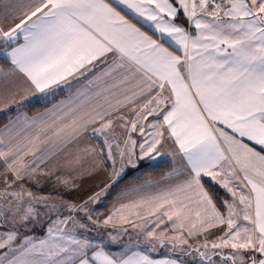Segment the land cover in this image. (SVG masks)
<instances>
[{"label":"snow or ice","instance_id":"obj_1","mask_svg":"<svg viewBox=\"0 0 264 264\" xmlns=\"http://www.w3.org/2000/svg\"><path fill=\"white\" fill-rule=\"evenodd\" d=\"M0 60V264H264V0H0Z\"/></svg>","mask_w":264,"mask_h":264},{"label":"crops","instance_id":"obj_2","mask_svg":"<svg viewBox=\"0 0 264 264\" xmlns=\"http://www.w3.org/2000/svg\"><path fill=\"white\" fill-rule=\"evenodd\" d=\"M21 42H23V41L21 40ZM7 67H8V64H2V63H0V68H4V69H6ZM63 95H64V94H61L59 97H57V99H62V98H63ZM0 107H2V105H0ZM7 111H8V109H5V111L0 112V115L5 114ZM126 111H127V110H126ZM149 119L151 120L152 118L150 117ZM2 127H3V126H2ZM2 127H1V128H2ZM120 131H121V129L117 128V132H120ZM138 135H139L138 133L133 134V138H136ZM86 142L91 143L92 141H86ZM172 150H174V146L171 145V142H169V146L165 149V151L168 152V151H172ZM169 159H170V157L167 156V155H165V156L160 160L159 163L164 162V161H168ZM137 170H138V169H137ZM134 171H136V170H134ZM130 172H133V171H130ZM130 172H129V173H130ZM163 177H164V176H163ZM161 178H162V177H161ZM161 178H159V179H154V180H160ZM103 179H104L103 174H101V175H99V176H97V177H95V178H89V179H87V180L85 181L84 188H85L86 190H87V189H94L95 191H99V187H97V185H99L100 182H101V180H103ZM140 183H142V182H140ZM220 189H221V188H220ZM118 190H119V189H118ZM221 190H222L223 192H225V193L229 196L228 199L231 198L230 194H228V193L226 192V190H224V189H221ZM89 194H92V193L89 192ZM115 195H116V191H115V192H112L111 196L107 197V203L98 206V207H99V211H100L101 213L105 212L108 208L111 207L112 199H113V197H114ZM126 227H128V233H131V232L133 231V229H132L130 226H126ZM161 227H164V225H162ZM157 231H159V229H157ZM214 231H215V230H214ZM38 235H40V234L38 233ZM127 235H128V234H126V235L124 236V240H125V241H127V240H126ZM199 241H203V237H200V238L193 237L192 239H190L189 243L195 244V243H197V242H199ZM148 248H150V245H148V244H146V245H145V244L142 245V244L140 243L139 249H134V250H141V251H144L145 254L149 255V256H150L151 258H153V259H163V258H165V257L175 258V254H174V253H170V252H168L167 250H165L164 248H159V247H157V249H156L155 251H147ZM226 251L228 252V251H230V250H229V249H226ZM193 255H194V254H193ZM183 258H184V259H187V260H189V261H191V257H183Z\"/></svg>","mask_w":264,"mask_h":264},{"label":"trees","instance_id":"obj_3","mask_svg":"<svg viewBox=\"0 0 264 264\" xmlns=\"http://www.w3.org/2000/svg\"><path fill=\"white\" fill-rule=\"evenodd\" d=\"M0 63L6 64L3 60H0ZM12 111L13 110L11 109V112ZM5 122H7L6 115L0 117V126H2ZM169 170H170V165L167 163V161L161 162L158 164V166L153 168L142 166L138 170L130 172L122 181H120V183L116 186V190L127 187L129 184L133 182L140 183L143 182L144 180L159 179L163 177L165 173H167ZM137 177H139V180H137ZM216 195L224 199L229 198V196L225 192H223L218 186L216 187Z\"/></svg>","mask_w":264,"mask_h":264},{"label":"rangeland","instance_id":"obj_4","mask_svg":"<svg viewBox=\"0 0 264 264\" xmlns=\"http://www.w3.org/2000/svg\"><path fill=\"white\" fill-rule=\"evenodd\" d=\"M9 112H11V109H8V111L5 113V114H2V115H0V117H2V116H5L7 113H9ZM5 123H7V122H5ZM4 123V124H5ZM3 124V125H4ZM2 125V126H3ZM2 126H0V128L2 127ZM115 192V191H114ZM128 234H130L131 236H132V238L135 240L137 237H136V232L133 230L131 233H128ZM128 239V235H127V238H126V240ZM203 241H199V243H202ZM140 243L142 244V245H146V243H144V241H143V239L142 238H140ZM198 243V242H197ZM196 244V243H195ZM165 250H167V249H165ZM224 252L225 253H227V251H226V249L224 250ZM194 255H195V253H193ZM213 259H215V260H218V261H220L221 260V257H219V256H214L213 257Z\"/></svg>","mask_w":264,"mask_h":264}]
</instances>
